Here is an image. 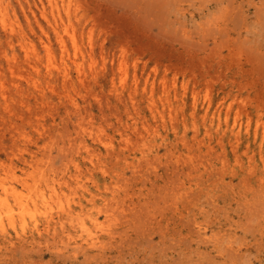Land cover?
<instances>
[{
	"label": "rangeland",
	"instance_id": "rangeland-1",
	"mask_svg": "<svg viewBox=\"0 0 264 264\" xmlns=\"http://www.w3.org/2000/svg\"><path fill=\"white\" fill-rule=\"evenodd\" d=\"M8 1L34 49L27 59L0 28V162L14 184L31 174L43 185L73 157L116 221L103 249L9 247L0 264H264V0H56L64 25L69 2L84 28L82 81L66 38L67 84L46 73V44L62 57L49 0ZM3 53L16 55L14 75Z\"/></svg>",
	"mask_w": 264,
	"mask_h": 264
},
{
	"label": "bare ground",
	"instance_id": "bare-ground-1",
	"mask_svg": "<svg viewBox=\"0 0 264 264\" xmlns=\"http://www.w3.org/2000/svg\"><path fill=\"white\" fill-rule=\"evenodd\" d=\"M49 3L52 7V11L49 10L51 7L48 10L51 13L53 12L52 14L54 25L53 23L52 25L56 41L62 53V57L60 62H58L60 64H56L53 60V54L50 46L46 44V53L48 58L46 73L48 76H50L54 71H56L55 73H57V76L60 77V80H62L64 84H67L72 80L69 65L65 59V57L68 56L69 52L67 39H70V43L74 49H72V51H74V54L72 56H80V54L82 56L84 45V28L81 31H78V33L80 32V34H78L74 29V25L72 24V15H74L73 11H75L76 9H72V11L71 7L68 6L69 2L66 5L67 8L64 9L66 11V15H64L65 17L67 16L66 18L69 21V24H67V26L64 25V17L62 18L63 14L61 15V9L59 8L56 0H49ZM62 3L64 4V0ZM9 6L10 2L8 0H0V28L7 35V38H9L8 43L11 46H13V41L15 40L16 35H20L18 39L16 38V40L19 42V46L25 50V56L28 59L30 53L32 54L33 52V45L31 44L33 48L32 49L29 43L26 41V35H24L23 32L19 29V31L17 30L14 20H11V16L9 14ZM42 8L44 9L45 6ZM65 11H63V13ZM41 12L43 15H46V12ZM46 18L48 20L47 15ZM49 22L50 21H48L47 23L49 24ZM60 26L64 27L63 30L62 28L60 29ZM69 28H72V30L70 31ZM42 32L43 34H45L44 30H42ZM66 34L67 37L65 36ZM87 40V44L90 50H92L93 42L90 30L88 32ZM32 56L35 55L33 54ZM70 57L69 59L71 60L72 57ZM3 58L6 60L9 71L14 75L17 59L16 55L12 54V56L9 57L7 53H3ZM76 58L77 57H75L74 60H71V63L75 67L74 70H76V79L82 81V77H84V69L82 71L83 62H78ZM33 68H35L36 74L39 75L40 71L38 67L36 66ZM118 73L121 74V81L119 82L121 83V85H124L125 73L121 64L118 68ZM85 75H87V73ZM117 76L118 75L113 73V77L111 79V87H113L115 90V78ZM17 85L18 84H16V88L18 89L19 85ZM0 88L3 92L5 83L1 80ZM35 88H37V86H35ZM2 95H5V92H3ZM151 100L152 98L150 99V107H152L154 103L151 102ZM71 101L73 102L72 98L70 99V102ZM75 102L71 104L76 109L78 107V104H76ZM195 103L196 101H194V105ZM78 127V133H87L88 135H93V132H89L88 129L83 125L82 121L79 122ZM232 132L235 137H238L240 135L239 131L235 132L234 129ZM94 137H96V135ZM97 137L98 138H94L95 141H99L107 149H114L113 142L111 140H103V138L101 139L100 135H97ZM128 142H130V140L126 139V146L128 145ZM78 144L79 145L76 147V149L83 148L85 153H87L90 164L94 165L95 162L93 153L89 149V145L83 140H81ZM69 163H71V166L73 168V174L70 170V166H68ZM64 166L66 174H63L64 176L61 175L62 178L61 176L58 177L61 178L60 180H56L58 179L57 177L55 179L54 176H51V181L49 182L48 180L49 183H44L43 185L41 184V182L43 181L42 175L49 176L48 173L41 174V171L36 169L35 171L33 169L35 171L34 173L36 174L37 172V174H39L38 176H42V178L39 179L36 177L34 179V177L29 174L26 179L32 177V183H30L31 181L29 182L24 179L26 182L24 183V180H22V184H19L21 187L20 188L18 187V184H14V181L16 180L15 177H18V175L16 176L17 173L14 170V167H12L11 165H5L4 163L0 162V253L2 249H9V247L26 249L27 247L33 248L35 246L37 247V245L39 247L43 244H46V247L52 246L51 248L55 249L57 252H64L65 250L67 251L70 249L72 253L76 255L85 250L103 249L105 247L104 239L106 237L109 240L113 238V225L116 221V216L114 214V210L116 209V207L115 209L113 208L114 204L108 207V203L106 204L105 202L106 199H103V203L101 204L96 201V195L90 192V188L86 184L87 181H84L86 176L83 177V172L80 168L79 163H77V160L72 157V159H69V162ZM38 180L40 182H38ZM105 189L107 190L109 189V187ZM86 193L88 195H86ZM101 215L104 216V220H101ZM8 229L14 231V234L11 235L12 233L10 234Z\"/></svg>",
	"mask_w": 264,
	"mask_h": 264
}]
</instances>
